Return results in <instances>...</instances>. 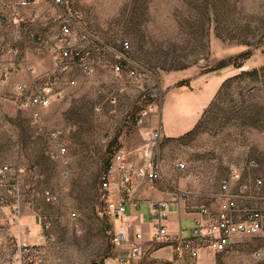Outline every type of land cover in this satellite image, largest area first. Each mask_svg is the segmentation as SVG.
Listing matches in <instances>:
<instances>
[{"label": "rangeland", "instance_id": "rangeland-1", "mask_svg": "<svg viewBox=\"0 0 264 264\" xmlns=\"http://www.w3.org/2000/svg\"><path fill=\"white\" fill-rule=\"evenodd\" d=\"M74 2L100 42L120 49L129 41L130 55L148 72L142 81L127 72L118 75L113 54L94 51L95 72L70 69L56 84L63 89L61 98L36 120L38 106L28 102L35 88L30 85L24 92L20 84L31 81L30 66L38 69L41 79L54 71L51 48L58 41L57 29L48 26L50 42L42 47L26 44L16 33L12 45L21 50L22 70L0 80V166L27 164L38 169L40 176L24 175L22 186L27 202L60 217L48 231L47 264H104L113 255L114 243L106 231L111 219L99 213L100 182L108 161L118 147L143 144L151 124L161 129L164 103L172 112H187L188 105L199 100L195 93L200 89L204 102L215 93L202 110V126L188 136L163 135L159 146L163 171L185 163L183 169L193 176L192 191L214 213L219 208L215 193L234 167L241 169L242 182L261 178L264 195V70L236 79L215 98L224 76L264 68V0ZM43 18L47 22L48 15ZM242 53L250 56L241 68L215 70L223 60L241 61ZM70 78L76 84H69ZM150 103L154 111L145 123L134 126ZM65 124L71 129L60 136L68 144V162L63 164L53 157L58 139L54 132ZM250 160H255L254 167H249ZM234 241L231 252H208V264H264V226L259 233L236 236Z\"/></svg>", "mask_w": 264, "mask_h": 264}, {"label": "built area", "instance_id": "built-area-1", "mask_svg": "<svg viewBox=\"0 0 264 264\" xmlns=\"http://www.w3.org/2000/svg\"><path fill=\"white\" fill-rule=\"evenodd\" d=\"M1 1V0H0ZM9 11L0 12V26H14L17 33L23 35L26 44L42 47L48 43L41 31L33 32L30 27H24L27 22H38L45 25L43 16L48 15L49 23L57 27V43L52 46L54 52V71L46 79H41L35 66L27 68L31 75L29 84L21 83L20 87L28 92L29 86L35 88V92L29 96L28 102L38 108L33 117L42 120L43 110L54 101L61 98L63 89L56 84L62 76L70 69L76 68L84 73L95 72L92 52L107 50L113 54L112 67L116 74L127 72L138 81L146 77V67L132 58V49L129 41L122 42L120 49L113 48L99 41V39L86 27L83 22L82 13L76 7L74 0H9ZM23 8H29V15L22 13ZM48 24V23H47ZM43 28V27H41ZM32 32L28 35V32ZM88 45L92 46L89 49ZM21 50L12 44L0 43V80L6 79L11 73L22 70L20 60ZM75 78L68 80L69 84H76ZM115 99V98H112ZM101 109V106H99ZM154 111V104L150 103L135 119L134 126L139 127L147 120ZM128 125L130 122H127ZM71 129L70 124L57 128L54 135L57 150L53 157L60 163L68 162V144L61 139L66 131ZM163 137L161 129H152L148 132L146 141L132 149L118 147L111 156L100 182V208L99 213L109 219L118 218L126 225L117 231L112 226L107 228V233L115 245L129 241L127 228L131 226L128 219L124 218L127 211V203L133 202L136 206L139 201L135 199L136 185L140 181L148 180L154 182L163 178V168L159 157L160 141ZM256 165L255 160L249 161V167ZM179 168H184L185 163L180 162ZM33 174L39 177L36 166L27 164H3L0 166V207L11 206L7 225L15 226L17 234L23 230L31 232L29 226L22 222L21 201L25 197L23 192L22 177ZM263 180L255 179L254 182H242V172L239 167H234L226 176L215 197L219 201V210L214 213L207 205H202L203 218L193 228L190 236L180 237L179 247L183 253L189 255L191 263L199 264V258L203 249L208 248L214 254L228 253L235 248L236 236H248L259 233L264 226V195L261 193ZM178 194V193H177ZM14 196L16 201L10 203V197ZM167 200H151V212L154 219L155 237L159 241L168 239L166 226ZM42 210V209H41ZM72 217L77 214L73 212ZM60 217L57 214L42 215L41 231L38 234L46 242L49 240L48 231L52 228L54 221ZM136 237L142 238V233L137 232ZM8 242L12 248L9 264H39L42 255L40 245L31 244L27 240L11 233V230L0 228V244ZM261 254V250L257 251ZM144 255V248L139 241L131 244L127 253L112 259L105 264H132L136 259Z\"/></svg>", "mask_w": 264, "mask_h": 264}, {"label": "crops", "instance_id": "crops-1", "mask_svg": "<svg viewBox=\"0 0 264 264\" xmlns=\"http://www.w3.org/2000/svg\"><path fill=\"white\" fill-rule=\"evenodd\" d=\"M8 1H0V12L9 11L8 13L11 14V9L7 3ZM29 12V8L22 9V13L26 16L29 15ZM42 20L47 26H41L38 22H27L24 24V27L27 28L29 26L33 32L42 30L41 32L44 33L46 39L50 42L48 26L51 23L48 20L47 22L45 19ZM16 33L17 31L14 26H0V43L14 44L16 41ZM226 78L227 76H224L221 81H224ZM201 90L197 91V94L195 93L199 100H196L195 103H190L187 112L180 108L179 111L172 112V106L168 102L164 103L159 121L163 135L168 138H177L194 128L202 116V110L210 103L215 94L204 102L202 101ZM154 127L152 124L149 126L150 129H154ZM178 164L170 167L165 172L163 171V178L154 182L155 188L152 187V182L148 180L140 181L136 185L134 196L139 203L136 206L133 202L129 201L124 216L131 223V226L127 228L129 241L118 245L114 244L113 255L109 256L104 264L127 253L131 244L135 241H139L142 244L144 255L134 260L132 264L191 263L189 255L181 251L178 240L180 237L190 236L193 228L199 224V220L203 218L204 214L201 211L202 201L198 200V192L192 191L193 176L184 169L179 168ZM151 200H167L169 202L166 219L168 239L165 241H159L155 237L154 219L150 205ZM15 201L16 198L11 196L10 203L13 204ZM21 206L22 222L29 226L31 232L23 230L17 234L15 226L7 225L6 222L9 219L11 210L10 205L0 207V228L3 230H11V233L27 240L31 244L40 245L42 255L39 264H47V256L44 255L47 250V243L38 235L41 231L42 215L44 212L32 203L27 202L24 198L21 201ZM111 226L117 231L126 228V225L118 218L111 219ZM137 232L142 233L141 239L136 237ZM11 250L12 248L8 242L0 244V264L10 263ZM208 252L210 253L212 251L208 248L203 249L199 258V264H208L206 257Z\"/></svg>", "mask_w": 264, "mask_h": 264}, {"label": "trees", "instance_id": "trees-1", "mask_svg": "<svg viewBox=\"0 0 264 264\" xmlns=\"http://www.w3.org/2000/svg\"><path fill=\"white\" fill-rule=\"evenodd\" d=\"M250 56V53H242L239 57H241V61L233 63L232 59H226L220 62V64L215 68V70H219L225 67H228L230 65H233L237 68H241L244 65L245 59H247ZM261 70H264V68H260V69H254L252 71H243L241 74L239 75H235V76H231L227 79H225L223 81V83L221 84L216 97L217 98L219 95H221V93L224 91V89H226L230 84H232L236 79L240 78V77H246V76H257L259 74V72H261ZM214 102V101H213ZM213 102L211 103V105L213 104ZM206 113V111H205ZM203 118H204V114L203 116H201L200 120L197 122V124L194 126L193 129H191L190 131L186 132L183 136H188L191 135L197 131L200 130L201 126H202V122H203ZM109 163V161H108ZM108 165V164H107ZM107 168V167H106ZM105 168V170H106Z\"/></svg>", "mask_w": 264, "mask_h": 264}]
</instances>
